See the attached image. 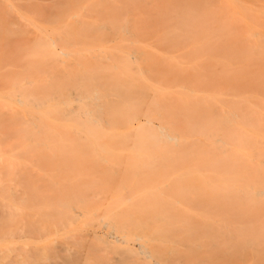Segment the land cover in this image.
Masks as SVG:
<instances>
[{"label":"bare ground","instance_id":"6f19581e","mask_svg":"<svg viewBox=\"0 0 264 264\" xmlns=\"http://www.w3.org/2000/svg\"><path fill=\"white\" fill-rule=\"evenodd\" d=\"M22 7L0 0V240L9 230L3 221L19 214L3 200L26 187L17 175L35 171L23 160L33 151L63 149L49 143L63 139L138 140L144 143L126 148L190 166L198 185L178 187L184 202L176 206L139 203L128 206L131 213L149 209L170 220L161 233L203 249L217 264H264V0ZM11 12L21 26L7 20ZM59 159L54 169L71 174ZM28 195L40 221L62 219L63 205ZM139 225L150 228L149 219ZM112 229L105 243L128 246ZM193 236L208 237L197 243ZM143 243L140 253L149 256Z\"/></svg>","mask_w":264,"mask_h":264},{"label":"rangeland","instance_id":"374dc122","mask_svg":"<svg viewBox=\"0 0 264 264\" xmlns=\"http://www.w3.org/2000/svg\"><path fill=\"white\" fill-rule=\"evenodd\" d=\"M12 1L23 6L20 11L45 9L55 2ZM6 17L15 26H21L22 22L14 13ZM38 19L43 20V17ZM49 143L64 147L35 150L31 157L23 159L35 171L17 175L24 178L26 187L17 185L8 195V200H3L18 209L19 214L15 215L14 222L3 221L2 228L5 231L9 228L5 238L11 242L5 238L0 240V264H217L203 249L191 248L190 243L179 240L177 235L161 233L170 220L155 217L149 209L135 213L128 209V206L132 208L139 203L160 202L176 206L177 202H184L178 198L177 188L198 185L188 171L190 166L185 168L175 161L173 163L156 151H141L133 146L126 148L128 144L144 143L138 140L63 139ZM59 158L67 160L66 166L71 174L54 169L55 164L60 163ZM37 159L49 160L48 170L42 169ZM180 159L183 158H177ZM185 159L201 160L195 157ZM3 192L5 194L6 189ZM29 192L41 197L45 195L58 208L63 205L59 208L62 219L52 217L55 220L53 224L40 221L31 210ZM143 218L149 219L150 228L139 225ZM196 225L204 227L199 221ZM12 228L16 230L12 231ZM112 228L117 234L125 235L128 246L105 243L106 234ZM137 236L141 239L136 241ZM206 237L199 239L193 236L192 239L199 243ZM137 243L148 248L149 256L140 253Z\"/></svg>","mask_w":264,"mask_h":264}]
</instances>
